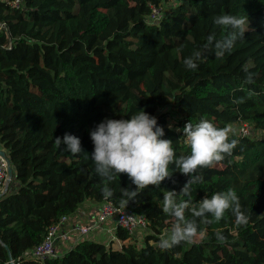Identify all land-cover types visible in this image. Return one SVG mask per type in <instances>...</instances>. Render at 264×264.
I'll use <instances>...</instances> for the list:
<instances>
[{"label": "trees", "instance_id": "16d2710c", "mask_svg": "<svg viewBox=\"0 0 264 264\" xmlns=\"http://www.w3.org/2000/svg\"><path fill=\"white\" fill-rule=\"evenodd\" d=\"M151 5L162 6L157 21L148 20ZM223 13L247 16L248 25L218 59L214 44L203 46L209 34L219 40L232 31L213 23ZM197 49L203 56L189 70L183 61ZM245 69L254 83L245 82ZM138 109L157 118L177 156L190 152L176 130L187 121L248 122L257 130L237 133L232 155L199 169L202 182L192 191L198 204L234 189L250 215L246 225L230 211L211 224L198 220L207 239L162 250L160 238L175 222L162 211L163 195L189 179L174 166L171 179L127 205L121 188L134 185L124 174L107 183L113 196L103 197L89 132ZM65 133L79 137L83 152L57 149L54 139ZM0 144L13 168L0 195V264L10 256L21 264H264V0H22L18 7L0 0ZM84 200H109L145 216L146 226L137 235L117 224L120 248L85 237L43 260L25 255Z\"/></svg>", "mask_w": 264, "mask_h": 264}, {"label": "clouds", "instance_id": "9594fccd", "mask_svg": "<svg viewBox=\"0 0 264 264\" xmlns=\"http://www.w3.org/2000/svg\"><path fill=\"white\" fill-rule=\"evenodd\" d=\"M213 23L222 29H232L224 38L216 40L215 33L209 34L203 48L210 46L215 48V55L223 59L225 53H230L238 38H244L247 29V16H238L228 13L214 17ZM203 56V50H194L183 61L189 70H195ZM247 72V69H245ZM254 74L247 72L246 83H254ZM236 102H243L240 98ZM171 125L169 128L171 129ZM183 142L190 150L189 154L177 156L171 139L162 138L164 128L157 124V118L143 109H138L130 118L111 119L106 118L90 130L89 135L93 144V151L89 155L94 162L96 173L104 178L105 186L101 189L105 199L113 196V191L107 186L108 182L117 179L121 174L127 176L134 188H121L125 205L134 201L137 196L148 186L159 187L165 179H171L172 166L178 172L188 176L189 179L177 193L175 190H167L163 195L162 211L173 217L170 233L165 232L160 238L159 247L168 250L181 243H193L197 238L201 242L207 239L205 231L199 229L201 224H211L220 221L227 212L235 217V223L246 225L249 217L242 210L239 197L234 189L216 192L211 197L202 198L198 204L192 203L193 185L202 182L199 169L212 168L216 164L230 156L237 147L239 141L233 137L237 129L228 124L217 126L207 118H201L198 122L187 121L182 129ZM57 149L67 151L73 155L83 152L79 137L65 133L63 139H54ZM61 144L66 147L61 148ZM173 183L175 181L173 180ZM186 196L187 200H178L177 196ZM191 213L192 219L186 216ZM211 217V219L209 218ZM218 241H225L221 232L215 233Z\"/></svg>", "mask_w": 264, "mask_h": 264}, {"label": "built area", "instance_id": "2783aa9c", "mask_svg": "<svg viewBox=\"0 0 264 264\" xmlns=\"http://www.w3.org/2000/svg\"><path fill=\"white\" fill-rule=\"evenodd\" d=\"M22 0H10V4L14 7H18ZM151 12L148 15V20L157 21L162 14V6L151 5ZM237 133L243 135H253L257 130L248 122L238 124ZM6 160L0 155V189L3 187L7 174H6ZM71 214L62 215L61 218L52 223L47 230L44 239L37 245L28 250L25 255L34 257L40 260L48 256L57 255L56 245L62 240H68L70 238V231L63 228V224L67 221ZM115 215L117 224H120L130 233H139L142 228L146 226V218L143 215L136 214L131 210L114 205L109 200L100 201V208L97 212L94 221L89 224L77 226L75 231L78 236H85L91 229H98L100 223H102L108 216ZM13 264H21L19 259H12Z\"/></svg>", "mask_w": 264, "mask_h": 264}, {"label": "crops", "instance_id": "0c3cea01", "mask_svg": "<svg viewBox=\"0 0 264 264\" xmlns=\"http://www.w3.org/2000/svg\"><path fill=\"white\" fill-rule=\"evenodd\" d=\"M0 149L5 150L0 144ZM3 188V187H2ZM1 188V189H2ZM100 208V202L84 200L78 208L71 213L70 217L63 224V228L67 231H70L71 240H62L56 245V253L61 254L66 249H68L76 240L80 238H92L98 241H101L105 244L114 241L116 238L115 229L117 225V220L115 215L108 216L102 223H100L98 229H91L87 235L78 236L75 229L77 226L86 225L94 221L95 216ZM137 233V235H139Z\"/></svg>", "mask_w": 264, "mask_h": 264}, {"label": "water", "instance_id": "95a60500", "mask_svg": "<svg viewBox=\"0 0 264 264\" xmlns=\"http://www.w3.org/2000/svg\"><path fill=\"white\" fill-rule=\"evenodd\" d=\"M0 155L5 158L6 163H7V166H6V174H7V177H6L5 183L3 185V188L0 191V195H1L8 188V183L10 182V180L12 179V176H13V168H12L11 161H10V158H9L7 152L5 150H3V149H0ZM8 253L10 254L9 251H8ZM8 264H13V261L11 259V256H10V261H9Z\"/></svg>", "mask_w": 264, "mask_h": 264}, {"label": "rangeland", "instance_id": "374dc122", "mask_svg": "<svg viewBox=\"0 0 264 264\" xmlns=\"http://www.w3.org/2000/svg\"><path fill=\"white\" fill-rule=\"evenodd\" d=\"M169 123H170V124H173V121L170 120ZM233 126H234V125H233ZM256 134H257V132L254 133V135H256ZM0 190H1V189H0ZM243 211L245 212V214H246L248 217H250V215L248 214L247 210H243ZM87 234H88V233H87ZM87 234H86V235H87ZM71 238H72V237H70V238L67 240V242H69V241L71 240ZM112 243H113L112 245H113L114 248H120V247H121L120 241L117 240V239H115Z\"/></svg>", "mask_w": 264, "mask_h": 264}]
</instances>
